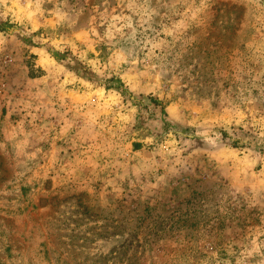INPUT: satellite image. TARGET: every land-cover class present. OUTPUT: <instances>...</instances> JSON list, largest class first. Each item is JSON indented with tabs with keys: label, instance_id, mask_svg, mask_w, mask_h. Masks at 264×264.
Segmentation results:
<instances>
[{
	"label": "rangeland",
	"instance_id": "1",
	"mask_svg": "<svg viewBox=\"0 0 264 264\" xmlns=\"http://www.w3.org/2000/svg\"><path fill=\"white\" fill-rule=\"evenodd\" d=\"M0 264H264V0H0Z\"/></svg>",
	"mask_w": 264,
	"mask_h": 264
}]
</instances>
